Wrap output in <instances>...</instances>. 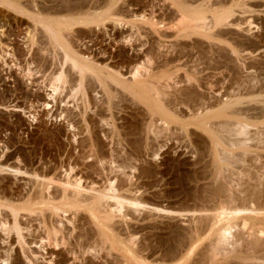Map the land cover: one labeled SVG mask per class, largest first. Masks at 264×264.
I'll list each match as a JSON object with an SVG mask.
<instances>
[{
	"label": "rangeland",
	"instance_id": "1",
	"mask_svg": "<svg viewBox=\"0 0 264 264\" xmlns=\"http://www.w3.org/2000/svg\"><path fill=\"white\" fill-rule=\"evenodd\" d=\"M23 1L70 24L63 45L84 54L95 76L110 73L119 85L108 81L106 89L90 75L80 86L78 69L64 63V50L34 16L0 0V264L198 261L212 247L214 210L263 211L264 0H181L187 22L175 0ZM223 10L232 14L216 24ZM88 12L108 17L85 24L79 18ZM200 14L203 20L191 21ZM136 68L143 75L133 79ZM77 177L94 193L113 184L111 193L141 205L114 215L109 198L98 213L91 200L60 205L61 182ZM12 210L23 222L22 250L10 223L3 225ZM244 232L233 230L217 261L208 250L212 262L224 264L223 253Z\"/></svg>",
	"mask_w": 264,
	"mask_h": 264
},
{
	"label": "bare ground",
	"instance_id": "2",
	"mask_svg": "<svg viewBox=\"0 0 264 264\" xmlns=\"http://www.w3.org/2000/svg\"><path fill=\"white\" fill-rule=\"evenodd\" d=\"M3 3H5L6 5H8L9 7H11L12 9H14V11L16 12H20L21 14H25V15H30V16H34V21L37 22V23H40L44 29H45V32L49 35L50 39L53 41V44L56 45V46H61V50L63 49L64 52H63V58H64V63H67V62H70L73 67L75 69H78L79 71V74H80V86L83 85V83L85 82L84 80L92 75L94 76L98 82H100L102 85L106 86V89L107 88H112L111 85H109L110 83H108V81H111L112 83L115 82V84L119 85L117 82V80L113 77V75H111L110 73L109 74H106L104 72L102 73H99L98 75L95 76V73L93 72V65H90V64H87V63H82L83 59L84 61H86V57L84 54H80L78 52H76L75 50L73 49H69L66 48L64 45H63V42L61 41V36L63 35L61 32L62 30H65V27L69 26V25H63L62 22L60 21H54L53 17H49V16H42L41 15V12L40 14L37 13V11H35L30 5L29 3L23 1V0H3ZM31 3V2H30ZM173 3V2H172ZM32 4V3H31ZM174 4L178 7L179 9V12H180V16L182 17V20L183 21H186L188 19V17L190 18V16L187 17L186 13H185V5L184 3L181 1V0H175L174 1ZM233 6V5H232ZM95 9V8H94ZM205 9V8H204ZM188 10V9H187ZM186 10V11H187ZM193 10V9H192ZM191 11V10H190ZM189 11V12H190ZM188 12V11H187ZM84 13V12H83ZM157 14V13H156ZM190 14H192V12H190ZM198 14V13H197ZM231 11H226V10H223L221 12H218L217 15L215 16V23L216 24H223L225 23L228 18H230V15H231ZM106 15H104L103 13L99 14L98 12L96 13H86L82 18H79L80 21L82 20V22H84L85 24L88 23H93L95 24L94 22H97L98 19H100L102 17V19H106L105 18ZM110 16V15H109ZM108 17V16H106ZM207 17V16H206ZM202 15H197V16H193L191 17V21H194V20H197V19H202ZM75 19V18H74ZM74 19H72L74 21ZM77 20V19H75ZM174 20V19H173ZM180 20V19H179ZM182 20L180 21L181 24H182ZM203 20V19H202ZM69 21V20H68ZM189 21V20H188ZM76 22V21H75ZM99 22V21H98ZM187 22V21H186ZM230 22V21H229ZM81 23V22H80ZM103 23V22H102ZM75 24V23H74ZM101 24V22H100ZM180 24V25H181ZM232 24V23H231ZM73 25V24H72ZM71 25V26H72ZM84 25V24H83ZM99 25V24H98ZM179 25V26H180ZM185 25V24H184ZM184 25L182 24L180 27H184ZM165 26V25H164ZM2 27V26H1ZM33 28V27H32ZM31 27L28 28V32L26 33L27 36H26V40H27V45L29 47L30 50H32V47L34 46L35 44V35L33 33V29ZM192 28V27H191ZM194 29V28H193ZM195 30V29H194ZM1 31V30H0ZM5 33V32H4ZM3 34V32H1V35ZM1 38V36H0ZM63 38V36H62ZM0 42L2 43L1 39H0ZM3 44V43H2ZM26 45V44H25ZM53 45V46H54ZM104 45V44H103ZM68 47V45H67ZM70 47V46H69ZM169 47V46H168ZM71 48V47H70ZM33 52V51H32ZM58 54V53H57ZM81 56H80V55ZM147 54V53H146ZM15 55V54H14ZM24 55V54H23ZM174 55V54H173ZM16 56V55H15ZM59 56V55H58ZM84 56V57H82ZM33 57V56H32ZM82 57V60L79 59ZM58 58V57H57ZM88 58V57H87ZM91 60V59H90ZM93 60V59H92ZM91 60V61H92ZM118 62V61H117ZM6 63V62H5ZM145 66V65H144ZM62 68V67H61ZM137 70H135L134 72L132 71L131 73L133 74V79H136L138 77H140L141 75H143L142 71L139 69V68H136ZM139 69V70H138ZM140 71H141V74H140ZM148 71V70H147ZM120 76H124L125 74L121 73L120 71L117 72ZM146 74V73H145ZM154 75V74H153ZM152 75V76H153ZM164 75V73L162 74ZM55 76V75H54ZM145 76V75H144ZM151 75H149L148 77H150ZM151 76V77H152ZM156 76V74H155ZM161 76V75H160ZM159 76V77H160ZM143 77V76H142ZM169 77V76H168ZM62 78H63V74H59L58 77L56 78V81H58V83L56 82L55 85L53 84V91H57L58 88L60 89V83H62ZM132 78V77H131ZM157 79V77H155ZM68 79V78H67ZM109 79V80H108ZM154 79V78H153ZM155 79V80H156ZM159 79V78H158ZM65 80V79H64ZM88 81V80H87ZM117 81V82H116ZM148 81V80H147ZM64 82V81H63ZM154 82V81H153ZM147 83H150V82H147ZM147 83H141L143 84L144 88L145 86H149V91L147 90V92H149L156 100V96H157V93H153L152 91L155 90L154 87L150 86V84L148 85ZM123 84V83H122ZM154 84V83H153ZM51 85V84H50ZM109 85V86H108ZM158 85V84H157ZM103 86V87H104ZM113 86V85H112ZM125 85L123 84V88ZM146 86V88H148ZM79 87V86H78ZM90 87V86H89ZM102 87V86H101ZM97 88V87H96ZM111 90V89H110ZM109 90V91H110ZM124 90V89H123ZM126 90V89H125ZM112 91V90H111ZM127 91V90H126ZM156 91V90H155ZM134 92V91H133ZM52 94V93H51ZM152 97V98H153ZM224 109V108H223ZM201 112V111H200ZM208 119V118H207ZM115 130V129H114ZM94 132V131H93ZM89 140V139H88ZM84 144V143H83ZM84 173V172H83ZM82 174V173H80ZM79 174V175H80ZM72 175V174H71ZM78 175V176H79ZM111 175V174H110ZM72 177V176H71ZM79 177H77L75 179L74 182L72 181H62L61 182V187L63 188V191L65 193V196H64V201L63 203H60L61 204H75V205H78V206H87L85 204H87L88 202H90L89 200H91V202L93 201V209L96 210L97 208H100V205H101V202L104 200H106V198H109L110 201L107 199V202L109 201L110 202V207H114V209L112 210L111 209V213L114 215L115 213L113 212H116L117 210H121V208L127 204L128 205H136V207H138L140 202L137 203V201H130L127 197L121 195L120 194H115L116 192L115 191V186L112 184L110 185L109 188H105L103 189V191H101V189L103 188H100V191H96L95 188L91 187V189H95V193L90 190L87 185H83L82 184V180L81 179H78ZM89 178V177H88ZM42 179V178H41ZM61 180V179H60ZM92 180V179H91ZM86 181V180H85ZM42 183V182H41ZM51 185V183H50ZM112 186V187H111ZM114 186V187H113ZM106 187V186H105ZM39 188V187H38ZM91 192H93V194L95 195H91V193H89V190ZM109 190V192L111 190L114 189V191H112V193H108L106 194L107 192H104L105 190ZM48 190V189H47ZM118 190V189H117ZM88 191V192H87ZM104 194H103V193ZM66 193H70L69 195H66ZM88 193V194H87ZM101 193V194H100ZM125 193V192H124ZM22 194V193H21ZM49 194V193H48ZM51 194V193H50ZM89 195V197H87V195ZM100 194V195H99ZM4 195V194H3ZM18 197V196H17ZM40 197L43 198L44 197V192L41 191L40 192ZM46 197V196H45ZM44 197V198H45ZM48 197V196H47ZM46 197V198H47ZM52 196L50 195V201L53 200V198H51ZM124 197V198H123ZM130 197V196H129ZM24 198V197H23ZM2 198H0V204L1 202H3V199L1 200ZM34 196H30L29 197V200H28V203L29 204H32L34 202ZM48 199V198H47ZM132 199V198H131ZM88 200V202H86ZM112 200V201H111ZM133 200H134V197H133ZM137 200V198H136ZM47 202V201H46ZM90 202V203H91ZM106 202V203H107ZM36 203V202H35ZM84 203V204H83ZM104 202H102L103 204ZM89 204V203H88ZM90 205V204H89ZM92 205L90 206L91 209H92ZM108 205V204H107ZM138 205V206H137ZM68 206V205H67ZM70 206V205H69ZM244 206V205H243ZM54 207V210L56 212H58L59 210H62V207H59V206H53ZM102 207V206H101ZM153 207V206H151ZM233 207V205L231 206ZM231 207H222L217 209L216 211L212 210L213 213L209 214V219H210V215H213L212 219H210V226H211V237H210V240L212 241V243H209V246L211 248H209L208 250L211 251V253L214 254V256H212L213 258L217 256L218 252H221L222 254V249H226V247L224 248L223 246L225 245H229L231 243H229L228 241H230L229 237L232 235H234L233 233V230L236 229V228H240L242 227V229H246V231H248V233H245L248 234V239L245 240L246 237H244L245 235H242L243 238H241V234L239 235L238 237V241H241V244H237L236 242H233L232 243V249L230 250L231 252L233 251V253L231 254V252H227V253H223L224 257H225V262L224 264H264L263 260H264V209L263 211H259L257 210L256 208H244V207H241V208H231ZM87 208V207H86ZM122 208V209H123ZM154 209L160 211V210H164V209H161L159 207H153ZM164 208V207H163ZM52 209V207H51ZM92 209V211H94ZM2 209L0 208V211ZM53 210V209H52ZM100 209H97V211H95V213H98ZM102 210V209H101ZM110 210V209H109ZM208 210V209H207ZM64 211V210H63ZM68 211V210H67ZM212 211H209V212H212ZM122 212V210L120 211ZM169 212V211H167ZM203 212V211H202ZM174 213V212H173ZM177 213V211H176ZM205 213V212H204ZM37 214V213H36ZM203 214V213H201ZM207 214V213H206ZM2 215V211H1V214ZM19 215L20 213L16 210H12V216H9L10 218L8 219V217H4V221H3V225H6L8 223H10L9 226L12 227V230L15 231V233L18 235L17 237V241L18 243H20L21 245V250L24 249V244H26V239H25V235L22 233V223H21V220L19 218ZM42 215V214H41ZM79 215V214H77ZM112 215V216H113ZM123 215V213H122ZM200 215V214H199ZM205 215V214H204ZM208 215V214H207ZM4 216V215H3ZM8 216V215H7ZM203 216V215H202ZM26 217V216H25ZM74 217V216H73ZM99 218V217H98ZM107 218V217H106ZM112 218V217H111ZM109 219V218H108ZM208 219V220H209ZM2 220V219H1ZM41 220V219H40ZM213 220V222H212ZM82 221V220H81ZM110 222V221H109ZM2 223V222H1ZM46 223V222H44ZM207 224V223H206ZM84 225V224H83ZM89 225V224H88ZM109 225V224H108ZM6 227V226H5ZM38 227V226H37ZM54 228V227H53ZM56 229V228H55ZM4 230V229H3ZM24 230V229H23ZM48 230V228H47ZM205 230V229H204ZM52 231V230H51ZM98 231V230H97ZM116 231V230H115ZM203 231V230H202ZM7 232V231H6ZM50 232V230H49ZM101 232V231H100ZM239 232V231H238ZM48 233V232H47ZM52 233V232H51ZM233 233V234H232ZM243 233V234H244ZM10 234V233H9ZM49 235V234H47ZM73 236V235H72ZM196 236V235H195ZM235 236V235H234ZM51 237V236H50ZM189 237V236H188ZM49 238V237H48ZM77 238V237H76ZM194 238V237H193ZM237 238V236H236ZM45 239V238H44ZM58 239V238H57ZM97 239V238H96ZM245 242H244V240ZM41 240V239H40ZM236 240V241H237ZM104 241V240H103ZM210 241V242H211ZM237 241V242H238ZM192 242V241H191ZM190 242V243H191ZM231 242V241H230ZM132 243V242H131ZM227 243V244H226ZM225 244V245H224ZM81 245V244H80ZM100 247V246H99ZM187 247V246H186ZM223 247V248H222ZM208 248V247H207ZM230 248V247H229ZM189 249V248H187ZM115 250V249H114ZM204 250V248H203ZM207 250V254L206 251H203V254L202 257L199 258V260H189V259H186L184 260L183 263L181 264H207L209 261V264H214L215 261H217V258L215 260L212 259V260H215L212 262L211 260V255H209V251ZM221 250V251H220ZM97 251V250H96ZM202 251V249H201ZM213 251V252H212ZM224 251V250H223ZM195 252V249L192 248L191 251L189 252V255H192L193 253ZM217 252V253H216ZM235 252V253H234ZM200 253V252H199ZM198 253V254H199ZM181 254V253H180ZM220 254V253H219ZM227 254V255H226ZM216 255V256H215ZM183 256V255H182ZM188 258V257H187ZM195 259V258H194ZM210 259V260H209ZM12 260V259H11ZM209 260V261H208ZM219 260V259H218ZM9 262V261H8ZM193 262V263H192ZM198 262V263H197ZM221 262V261H220ZM219 263V262H218ZM220 264V263H219Z\"/></svg>",
	"mask_w": 264,
	"mask_h": 264
}]
</instances>
